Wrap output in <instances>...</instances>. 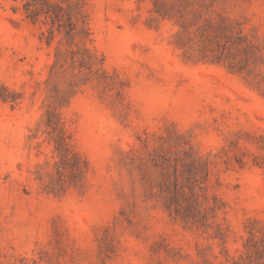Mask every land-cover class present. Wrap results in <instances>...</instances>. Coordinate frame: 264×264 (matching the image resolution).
<instances>
[{
    "label": "rangeland",
    "instance_id": "rangeland-1",
    "mask_svg": "<svg viewBox=\"0 0 264 264\" xmlns=\"http://www.w3.org/2000/svg\"><path fill=\"white\" fill-rule=\"evenodd\" d=\"M50 1L0 0V264H264V0Z\"/></svg>",
    "mask_w": 264,
    "mask_h": 264
},
{
    "label": "trees",
    "instance_id": "trees-1",
    "mask_svg": "<svg viewBox=\"0 0 264 264\" xmlns=\"http://www.w3.org/2000/svg\"><path fill=\"white\" fill-rule=\"evenodd\" d=\"M25 7L27 18L38 21L42 16H45L47 19H51L53 24L63 22L62 20L68 12L62 4L53 5L50 0H31ZM63 13L66 15L64 16Z\"/></svg>",
    "mask_w": 264,
    "mask_h": 264
}]
</instances>
